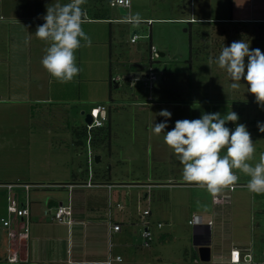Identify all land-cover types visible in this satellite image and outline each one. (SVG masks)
Wrapping results in <instances>:
<instances>
[{"label":"rangeland","instance_id":"obj_1","mask_svg":"<svg viewBox=\"0 0 264 264\" xmlns=\"http://www.w3.org/2000/svg\"><path fill=\"white\" fill-rule=\"evenodd\" d=\"M95 1L100 11H103L100 14L113 17L111 75L109 76L108 56L109 23L92 22L94 27L104 28L103 38L107 42L101 45L96 40L91 44V51L87 52V57L92 60L88 63V73L76 76L70 83L62 84L53 79L48 81L53 88L62 87L69 101L38 103L30 109L0 103V181L47 183L71 179L74 171H80V175L81 172L86 173V136L81 132L77 134L75 130H81L85 125L81 109L93 111L98 102L106 104L108 119L102 127L106 129L104 136L97 133L104 139L89 146L94 154L101 156L98 162L92 160L90 166L91 170L106 172L110 167L111 180H135V177L141 180L146 176L159 181L182 180V165L164 143V134L157 136L152 131L153 124L165 120V117L159 115L161 110L171 112L165 131L171 130L179 119H197L204 113L214 112L223 116L234 111L239 119L235 123L226 122V126L234 130L236 124L243 123L255 144L254 162L264 155V132L258 129V124H264V108L243 103L244 99H250L249 96L252 95L247 91L246 83L242 80L238 90L231 89V81L228 76L225 77L224 70L222 74L219 70L211 83L213 87L221 89L223 95L220 94V97L218 93L215 94L217 91L212 95L213 89L208 85L210 73L213 74L217 65L215 62L210 64L206 57L208 46L205 45V25L202 22L193 23V38L189 45L187 20L167 18L186 14L190 9L196 15L227 13L231 5L235 12L260 15L264 13V0H131L124 14L119 13L117 6L110 5L109 0ZM89 3L92 1L87 0L86 4ZM136 13L152 19L149 22L141 19L139 24L114 19L130 17ZM225 24L231 27H226L228 31L222 30L224 35L219 29L208 32V36L213 33L215 39L214 58L224 46L238 40L248 42L250 49L258 48L264 52V29L257 34V23ZM133 30L139 32L132 42L130 35ZM150 42L156 49L164 52L163 55L152 57V61L149 60ZM149 69L156 72L151 88L147 77L142 75ZM30 113L36 119L33 123L32 118V126H29ZM45 185L30 188V199H36L37 205L41 206L46 194L50 192L60 194V198L63 197L64 203H67L65 188ZM91 189H85V196L98 201L107 200L106 188ZM115 189L116 187L111 189L113 204L116 199ZM117 190L119 199L127 206L125 219H132V222L126 225V229L112 236L115 244L130 241L137 249L141 248L143 253L148 252L153 262H159L157 264H183L193 254L196 255L192 244L193 226L188 223V218L193 214L197 203L208 205L209 210L213 211L214 208L219 213H225L231 226L233 241L230 244L242 241L246 244L242 257L248 255L250 262L262 260L264 194L250 193L247 186H235L228 190L229 203L213 207L211 194L198 186L133 185L117 187ZM13 191L16 192V203L25 200L26 192L23 187H15ZM144 192L148 193L147 197L143 196ZM37 198L41 200L38 201ZM7 200V188L0 185V215L5 214ZM144 208H149L150 213L143 214ZM145 225H149L151 229L148 246L140 244L142 237L139 230ZM2 228L7 236L6 227L0 226V232ZM223 232L215 225L211 227V234L213 237L216 234L222 244L228 240H224ZM232 245L229 249L231 254L232 249L242 250L240 245Z\"/></svg>","mask_w":264,"mask_h":264},{"label":"crops","instance_id":"obj_2","mask_svg":"<svg viewBox=\"0 0 264 264\" xmlns=\"http://www.w3.org/2000/svg\"><path fill=\"white\" fill-rule=\"evenodd\" d=\"M91 1L92 3H89L88 5L85 4L83 6L86 11V23L83 25V28L84 31L91 37L92 43L97 40L96 43L98 42L102 45L103 43L106 44L107 42L106 40L104 41L103 38L105 33H103L104 28L102 26L94 27L92 22L109 23L108 56L110 76L112 64V51L110 42L112 37L111 33L113 17L112 15L100 14L103 13V11H100L95 0ZM66 2V0H0V103H8L13 104L16 107L18 106L19 108L22 107L25 109H30L31 107H36L35 105L38 103L47 104L51 102L58 103L69 101V98L65 96V90L63 91L62 87L53 88L48 84V81L51 82L52 78H50L49 74L40 63L42 56L45 54L44 50L47 45L35 37L36 27L44 23L43 16L46 13V8L56 3L63 4ZM182 6H184V4ZM181 10L185 11L184 9ZM104 13H106V11H104ZM185 13L186 14L167 18L187 20V30L189 29L188 31L189 36H191V41L193 38V23L202 22L205 25V41L207 42H205V45L208 46L206 48V57H208L207 60L210 64H213L215 61V58L213 57V50H216V48L213 46L215 44L213 33H210L208 36L209 30L213 31L214 29H219L222 32V30H226V27H231L225 24L229 22L257 23L258 26L255 27V29L258 31L257 34H259L264 29V13L256 15L252 14V12L251 14L240 13V11L235 12L233 5H231L229 12L227 13L219 12L218 14L211 13L196 15L191 9L189 12ZM127 18L128 17H114L115 20H126ZM141 19H147V22H149L152 17L141 16ZM137 32L139 31L135 30V32H132L131 35ZM221 34L224 35L225 33L222 32ZM29 38L30 42L25 44V40ZM191 41L189 40V42ZM189 45H191V43H189ZM91 48L92 45L91 47H81L77 50L76 63L81 69L77 76L85 74L86 72L88 73L90 69L88 63H90L92 60L87 57V52H90ZM212 67H214V65ZM165 68L166 66H164V69ZM219 70L220 74H222V69L219 67L217 68V66L214 67L212 71L213 74L210 73L211 77L209 79L208 86L211 85V88L213 89V91L211 90L212 95H214V93L217 91L215 94L218 93V95L221 97V89L218 87L215 88L211 84L213 79H216L215 75ZM223 73L225 77H227L226 72ZM142 75L146 76V72L142 73ZM249 98L250 99L247 100L244 99L242 102L258 106L255 102V97L253 94L250 95ZM31 110L33 111V108ZM81 111H84V113H82L83 115L88 112L84 109H81ZM32 113H30L31 120L29 119V122L31 125L29 126L33 125V119V123L36 120L34 114ZM109 169L110 167H108L107 172L92 169L91 178L89 177L87 169L86 173L81 172L82 175H80V171H74L72 173L71 179H66V181L58 180L47 183L42 181H26L37 184L33 186H43L46 184L45 186L49 185L50 187L55 188H65L67 190V203H64L63 197L60 198V194H56V192H50V194H46L45 198L43 197L44 201L41 203L42 205H37L36 199L31 200L29 196L30 188L33 187L31 186L27 192L30 210V234L26 244L21 249V257L23 260L14 263L7 261L6 256L8 253V235L5 236L4 230L2 228V231L0 232V264H105L103 260H105L108 254L120 255L122 257L123 264L159 263L153 262L151 256L148 255V252L143 253L141 248L137 249V246L133 245L130 241H119L117 244H115L112 240L113 235L119 233L122 229H126V225L132 222V219H125L127 206L125 202L119 199L120 194L119 190H117V187L133 185L152 187L156 185L171 184L194 187L196 185L187 183L182 178V180L176 181H159L154 180V177L152 178L151 176H146L145 179L141 180H137L139 178L135 177V180L132 178L128 180L115 181L111 180ZM78 170L81 169L79 168ZM237 174L240 176V179L238 181V185L236 186H247L248 177L241 173ZM88 179H91L94 184L85 185V181ZM108 184H111V186H108ZM100 187L106 188L108 191L107 200L103 199L98 201L97 199H90L89 196H85V189H95ZM114 187H116L114 190L116 191V199L114 204L119 202L123 206V209L121 210H119L113 203L110 206V201H112L111 189ZM144 193L146 194L143 196L147 197L148 193ZM37 200L40 201L41 199L37 198ZM20 202H22V200ZM60 203L71 205L70 222L57 221L53 218L55 206ZM211 204L213 207L217 206L213 203ZM4 209L6 210V208ZM193 213H201L203 218H212L213 225H215L217 229L224 230V240H228H226L224 244L219 243L220 240L217 239L216 234L215 237H213L211 234V227L213 225L209 227V235L207 232V226L206 234L201 236L197 232L199 227L191 224L193 226L192 240L194 236L199 240H206L207 237H209L210 260L201 261L197 253V248L193 245L196 255L193 254L192 258L188 261H184L183 264H201L200 262H206L210 264L237 262L231 259V253L229 249L232 245L230 243L233 240L231 238L232 233H230V221L229 219L227 220L225 213L222 211L219 213L218 210H215L214 208L213 211L209 210L208 205L197 203L194 207ZM109 214L112 216L113 220L119 221L121 223L120 229L115 231L109 230ZM0 226L3 227L4 225H2L0 222ZM140 231L141 229L139 232ZM229 235L230 238H228ZM239 245L242 248L241 251L239 250L242 254V252L245 251L246 244L241 241L238 244L237 242L233 243L232 246L236 247ZM114 246L116 247L114 248Z\"/></svg>","mask_w":264,"mask_h":264},{"label":"clouds","instance_id":"obj_3","mask_svg":"<svg viewBox=\"0 0 264 264\" xmlns=\"http://www.w3.org/2000/svg\"><path fill=\"white\" fill-rule=\"evenodd\" d=\"M87 0H67L46 8L44 23L36 27V39L47 47L40 63L50 78L58 83H70L81 69L76 63V52L81 47H91V37L84 31ZM125 22L139 24L141 16L136 13ZM30 38L25 40V44ZM247 57V63H245ZM215 64L224 70L233 90L240 88L243 80L255 102L264 108V52L250 49L244 40L233 41L224 46L215 58ZM165 117L153 124L152 131L163 140L182 165V179L215 195L234 188L241 173L248 177L247 189L253 194H264V155L255 161V144L243 123L234 130L226 122L235 123L239 117L234 111L221 115L219 112L204 113L197 119H179L171 130L165 131L171 112L161 110ZM264 132V124H258Z\"/></svg>","mask_w":264,"mask_h":264},{"label":"built area","instance_id":"obj_4","mask_svg":"<svg viewBox=\"0 0 264 264\" xmlns=\"http://www.w3.org/2000/svg\"><path fill=\"white\" fill-rule=\"evenodd\" d=\"M109 4L113 6H122L125 9L130 6L131 0H109ZM137 33H134L130 37V41H135L137 37ZM158 56L156 47L151 44L150 45V57ZM146 77L149 80L148 86L151 88L152 80L156 78V72L149 69L146 72ZM91 115V121H84L85 132H86V144H87V164H88V173L89 177L92 176L90 163L92 160L95 161L94 153L89 149L91 145V137L92 131L94 128H98L105 124V121L108 119L107 116V106L104 102H98L93 108V111H89ZM94 182L91 179L85 181V185H93ZM1 186H5L8 191V200L6 204L5 214L0 216V222L7 229L8 242H7V256L6 259L9 262H19L23 260L21 257V249L26 244L27 239L30 234V220H29V198H28V190L31 186L37 185L31 182L26 181H0ZM238 185V183H237ZM111 186V184H108ZM15 187H23L26 192L25 200L16 203V193L13 191ZM212 203L215 205H224L230 202V193L228 190H224L215 195H211ZM112 205V201H110V206ZM115 205L119 210L123 209V206L116 202ZM71 205L70 204H58L55 206L53 218L57 221H66L70 222L71 215ZM143 214L149 213V208H144L142 210ZM188 223L198 226L197 232L199 235L203 236L206 234V227H211L213 225L212 218H203L201 213H193L190 218H188ZM108 224L109 230L115 231L120 229L121 223L119 221L113 220L112 216L108 215ZM158 225H161V222H158ZM141 245L148 246L151 240V229L149 225H145L141 231ZM231 259L234 261H248V255L242 257L240 251L238 249H233L231 254ZM105 264H123L122 257L118 254L110 255L103 260ZM262 263H264V252L262 256ZM170 264V263H165Z\"/></svg>","mask_w":264,"mask_h":264},{"label":"water","instance_id":"obj_5","mask_svg":"<svg viewBox=\"0 0 264 264\" xmlns=\"http://www.w3.org/2000/svg\"><path fill=\"white\" fill-rule=\"evenodd\" d=\"M117 9L119 11V13L124 14L126 12V9L122 6H117ZM132 32H135V30H133ZM158 55H163L164 52L161 50H157ZM115 85H117V81L115 80ZM81 113H84V111H81ZM84 121L86 122H90L91 121V115L89 112H86L84 114ZM95 161H99L100 159V155L99 154H95L94 155ZM146 193H144L145 195ZM207 232L208 235L210 234V228L207 227ZM192 243L194 246H196L197 248V253L199 256V259L201 261H209L210 260V246H209V237H207L206 240H199L197 239L195 236L193 237Z\"/></svg>","mask_w":264,"mask_h":264},{"label":"trees","instance_id":"obj_6","mask_svg":"<svg viewBox=\"0 0 264 264\" xmlns=\"http://www.w3.org/2000/svg\"><path fill=\"white\" fill-rule=\"evenodd\" d=\"M149 36H150V34H149ZM190 37L191 36H189V40L191 41V38ZM150 45H151V42L149 43V46ZM149 60L152 61V58L150 57ZM102 127L103 126L98 127L97 131H95V133L92 134V137H91V143L92 144L93 143L94 144L95 143L97 144V143L101 142L104 139V137H102L101 134H99V135L97 134V133H102L103 136H104V133H106V129L104 130ZM75 132L77 134H79L81 132L82 135H84V136L86 135V132H85V128L84 127L81 130H75ZM200 263L201 264H210V263H206V262H200ZM216 264H264V263H262V262H250V261H238V262H232V263H216Z\"/></svg>","mask_w":264,"mask_h":264}]
</instances>
